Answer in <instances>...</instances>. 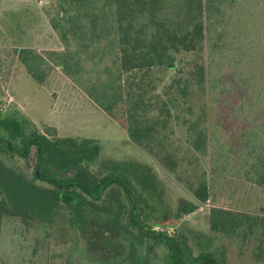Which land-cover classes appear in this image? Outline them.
<instances>
[{"label":"trees","instance_id":"1","mask_svg":"<svg viewBox=\"0 0 264 264\" xmlns=\"http://www.w3.org/2000/svg\"><path fill=\"white\" fill-rule=\"evenodd\" d=\"M52 2L60 45L16 48L26 72L44 84L59 69L193 199L163 205L130 170L94 169L99 141L59 135L9 105L0 110V243L4 217L17 216L72 233L73 249L80 232L88 241L122 231L100 264H264V212L214 205L208 230L182 221L210 200L208 171L264 188V0ZM30 158L31 175L21 164Z\"/></svg>","mask_w":264,"mask_h":264},{"label":"rangeland","instance_id":"2","mask_svg":"<svg viewBox=\"0 0 264 264\" xmlns=\"http://www.w3.org/2000/svg\"><path fill=\"white\" fill-rule=\"evenodd\" d=\"M52 1L0 0L1 97L9 99L11 105L23 110L40 127L47 123L56 126L59 135L99 141L101 156L92 163L94 169L101 163L99 172L130 170L134 180H146L145 193L155 189L166 206H174L182 196L193 199L182 183L136 145L119 124L90 101L59 69L53 70L44 84H39L26 72L15 55L16 48H57L60 45L49 22ZM120 162L127 164L118 166ZM21 164L31 175L35 164L33 158ZM189 174L195 176V172ZM207 174L210 200L182 221L208 230V213L214 205L264 212L263 187L229 175H216L209 171ZM121 232L118 230L107 239L101 236L100 231L90 232L89 244L85 234L80 232L78 245L73 249L72 233H52L47 225L41 223L27 227L19 217L5 216L0 264H99V251L114 252L118 242H123L119 238Z\"/></svg>","mask_w":264,"mask_h":264},{"label":"flooded vegetation","instance_id":"3","mask_svg":"<svg viewBox=\"0 0 264 264\" xmlns=\"http://www.w3.org/2000/svg\"><path fill=\"white\" fill-rule=\"evenodd\" d=\"M0 97H1V95H0ZM2 105H5V109L4 110H2ZM9 105H11V102L9 101V99H7L6 97H1V103H0V110H1V112L3 111V112H6L7 111V109H8V106ZM129 238L130 239H127L126 241H127V243H128V246H129V248L131 247V241H132V237H130L129 236ZM139 248H141V247H139ZM141 258H143V257H141ZM98 263V262H97ZM100 264V263H99ZM108 264H113L112 262H110V263H108Z\"/></svg>","mask_w":264,"mask_h":264},{"label":"built area","instance_id":"4","mask_svg":"<svg viewBox=\"0 0 264 264\" xmlns=\"http://www.w3.org/2000/svg\"><path fill=\"white\" fill-rule=\"evenodd\" d=\"M46 0H40V2H44ZM2 110L5 109V105H2ZM155 229L159 230V231H162V232H170L173 230V227H168V226H162V225H158L155 227Z\"/></svg>","mask_w":264,"mask_h":264}]
</instances>
